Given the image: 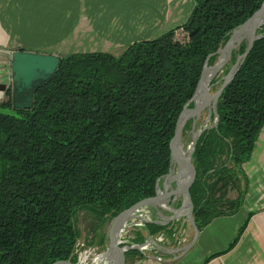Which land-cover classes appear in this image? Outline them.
I'll return each instance as SVG.
<instances>
[{
	"label": "trees",
	"instance_id": "16d2710c",
	"mask_svg": "<svg viewBox=\"0 0 264 264\" xmlns=\"http://www.w3.org/2000/svg\"><path fill=\"white\" fill-rule=\"evenodd\" d=\"M263 2L194 0L182 25L120 54L64 55L55 75L35 88L31 108L14 106L8 90L0 101L9 110L0 112V264L76 263L79 212L92 215L99 231L155 197L171 169L177 122L207 58ZM246 46L234 52L232 64ZM217 114V126L201 134L193 155L190 192L200 230L237 212L247 192L243 164L264 127V36L224 89ZM190 127L191 121L185 131ZM231 189L234 198H228ZM163 228L149 224L151 231Z\"/></svg>",
	"mask_w": 264,
	"mask_h": 264
},
{
	"label": "crops",
	"instance_id": "0c3cea01",
	"mask_svg": "<svg viewBox=\"0 0 264 264\" xmlns=\"http://www.w3.org/2000/svg\"><path fill=\"white\" fill-rule=\"evenodd\" d=\"M52 3L53 10H48V14L53 15L50 14L48 19L55 20V14L60 19H68L67 27L71 30L62 35L76 36L80 42L78 48H66L62 56L76 52L120 54L136 41L154 39L182 25L194 7V0H52ZM2 5L5 6V0H0V83H5L12 75L11 57L19 40L13 38L17 35L14 28L5 27V21H12L13 16L5 17ZM34 7L37 11V1ZM33 17L36 16L30 19ZM4 94L6 96V92ZM243 170L248 188L242 206L233 214L214 218L202 228L193 248L186 252L180 251L192 241L195 233L186 218L162 225L164 228L160 230L151 231V223L144 227L132 226L124 235L129 243L141 244L158 236L163 239L158 242V249L152 252L128 249L123 264H264V127L250 158L243 164ZM145 209L151 218L153 216L152 219H158L153 213L154 209ZM245 222L247 226L238 242L228 249ZM107 224L99 231L95 229L92 236H81L77 243L97 248L96 254L103 253L109 244L110 225ZM80 251L81 247L77 245V261Z\"/></svg>",
	"mask_w": 264,
	"mask_h": 264
},
{
	"label": "water",
	"instance_id": "95a60500",
	"mask_svg": "<svg viewBox=\"0 0 264 264\" xmlns=\"http://www.w3.org/2000/svg\"><path fill=\"white\" fill-rule=\"evenodd\" d=\"M264 28V2L261 7L244 23L233 29L226 44L216 53L211 54L204 65V69L197 89L191 100L185 105L176 125L175 136L171 149V169L157 184V194L153 198L144 199L112 219L109 227V244L107 249L98 257L97 264H123L125 252L128 249L139 247L122 245L121 237L124 230L135 218L143 219L148 223L168 225L171 222L186 218L194 228L192 241L180 249L186 252L193 248L198 241L200 229L194 217V203L191 196V186L196 179V169L193 165V155L201 134L213 127L219 121L217 104L227 85L234 79L240 67L249 55L254 42L264 35L259 31ZM246 42V50L239 55L230 66L229 72L214 82L221 75L225 67L230 64L234 52ZM218 56L213 65H209L212 56ZM62 57L56 54H42L29 51H17L13 54L12 70L14 92L13 104L19 108H31L36 87L50 80L57 72ZM221 84L219 89L211 93L215 84ZM7 85L0 83V90H6ZM192 105V106H191ZM207 111V118L203 123V114ZM214 117L215 123L208 125ZM192 121V142L186 147L184 142L185 127ZM162 183V184H161ZM169 186V187H168ZM150 207L158 218L146 219L139 212ZM158 245V244H157ZM160 246V245H159ZM55 264H80L71 261H60Z\"/></svg>",
	"mask_w": 264,
	"mask_h": 264
},
{
	"label": "rangeland",
	"instance_id": "374dc122",
	"mask_svg": "<svg viewBox=\"0 0 264 264\" xmlns=\"http://www.w3.org/2000/svg\"><path fill=\"white\" fill-rule=\"evenodd\" d=\"M37 1L38 12L34 7V3ZM191 2V0H190ZM187 4V3H184ZM54 3L52 0H5V6L2 5L5 17H12V21H5L4 24L7 29L14 28L13 30L17 33L14 35L13 38L19 40L17 43V47L13 51V54L17 51H29L35 53H42V54H56L62 57L61 54L65 52L66 48H78L80 42L77 41L76 36L64 37L62 34L69 32L71 29L68 28L69 20L68 19H60L55 14V20L48 19L51 13L48 14V10H53ZM89 4L87 2V8ZM49 11V12H50ZM10 15V16H9ZM53 15V14H51ZM32 16V19H30ZM20 18V19H17ZM16 18V19H14ZM66 27V28H64ZM73 29V28H72ZM87 43V42H86ZM67 50V49H66ZM67 53V52H66ZM79 53V52H76ZM13 54L12 57L13 58ZM72 54V53H70ZM68 55V54H67ZM64 56V55H63ZM232 65L228 64L224 71ZM12 59H11V72L12 75L10 80L5 83L7 89L5 92L10 90L14 92V85H13V70H12ZM224 71L221 73L220 76L224 75ZM220 84H215L212 87L211 93H214L219 89ZM5 98V97H4ZM3 98V99H4ZM8 109L0 108V112H8ZM207 111L203 114L202 120L200 121L199 125L204 122L207 118ZM192 123V121H191ZM215 123L214 117L211 121L208 122V125H213ZM184 142L185 146L188 147L192 142V134L191 128L184 132ZM237 196V190L231 189L228 192V198H234ZM153 218V216H152ZM97 220L87 213L86 211H81L76 216V224L78 226L79 231L81 232V236L84 235L92 236L95 233V225ZM111 221H108V226L110 225ZM109 232V228H108ZM98 249H93V252H97Z\"/></svg>",
	"mask_w": 264,
	"mask_h": 264
},
{
	"label": "built area",
	"instance_id": "2783aa9c",
	"mask_svg": "<svg viewBox=\"0 0 264 264\" xmlns=\"http://www.w3.org/2000/svg\"><path fill=\"white\" fill-rule=\"evenodd\" d=\"M5 92L0 91V101L3 100V98L5 97ZM147 210L145 208L141 209V211L139 212L140 215H143L144 218L146 219H152L150 217V215H148L149 213L146 212ZM147 225V222L143 219H139V218H135L132 220V223L128 225V227L124 230L123 235L121 237V242L122 245H125V248H128V246H132V247H139L140 251H143L145 253L147 252H152L154 250L158 249V242H161L163 237L162 236H158L155 238H151L149 240H147L144 243L141 244H132L129 243L127 240H125V233L127 231V229L129 227L132 226H139V227H144ZM127 243V244H125ZM78 248L81 247V251H80V255L78 258V261L80 264H97L98 263V257L100 254H96L95 252H93V248L87 247L84 243H77ZM76 245V246H77ZM159 260H161V258L159 257Z\"/></svg>",
	"mask_w": 264,
	"mask_h": 264
}]
</instances>
